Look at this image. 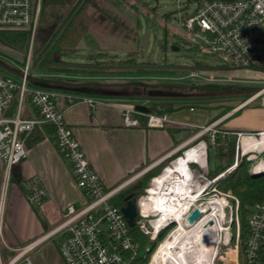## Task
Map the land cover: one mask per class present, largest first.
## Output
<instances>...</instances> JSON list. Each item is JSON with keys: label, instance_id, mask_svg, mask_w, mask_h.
Here are the masks:
<instances>
[{"label": "built area", "instance_id": "built-area-1", "mask_svg": "<svg viewBox=\"0 0 264 264\" xmlns=\"http://www.w3.org/2000/svg\"><path fill=\"white\" fill-rule=\"evenodd\" d=\"M187 7L188 14L181 15L179 24L185 37H178L172 44L193 46V40L203 42L209 50L226 57L236 68L264 72V0H175ZM42 0H0V30H17L28 37V53L19 79L0 72V182L5 190L14 165L27 157L26 138L40 126H50L53 130L55 147L61 158L70 166L76 185L85 192L86 199L79 207L65 206L59 222L46 234L16 247L13 254L3 261L0 248V264H34L32 253L46 239L60 236L58 252L65 264H128L138 253L139 242L131 233L121 205L114 203V197L133 181L132 176L115 187H106L100 180L73 135L71 127L64 119V109L58 106V93L38 88H29L31 51L41 13ZM191 6V8H190ZM203 65V64H202ZM202 74V72H200ZM264 91L261 86L253 93L256 96ZM251 96V97H252ZM37 110V116L24 118L22 107L26 99ZM72 102L73 99L68 96ZM89 104L91 98H81ZM193 110V107L189 108ZM122 122L126 126H137L138 120L131 113L143 114L148 127H164L170 122L166 114L140 112L133 108H122ZM218 136L234 139V162L238 156L247 154L257 158L249 170L264 171V146H256V141L264 138V131L228 132L219 129L216 121L197 125V131L186 143L170 156L162 166L161 175L179 157L196 148L197 157L189 160L186 173L178 172L179 184L188 179V193L175 196L178 212L174 217L163 220V213L144 210L141 199L149 195L151 177L143 193H135L137 214L134 225L148 240L154 241L166 231L169 233L180 220L185 225L186 216L197 207L202 216L212 221L216 231V247L211 263L220 245L233 242L236 264H264V197L250 208L247 214L246 235L242 237L238 212V200L218 190L215 181L223 175L209 176L208 144H215ZM233 167L232 165L227 168ZM248 170V171H249ZM175 179V180H176ZM25 201L30 206H39L47 197L48 191L38 175L23 181ZM229 196L235 199L232 203ZM0 198V219H1ZM150 208V207H149ZM162 219V223H158ZM197 221V222H198ZM205 221L204 223H206ZM174 222V223H172ZM196 222V223H197ZM203 223V224H204ZM0 226V232H1ZM1 242V237H0ZM4 242V241H3ZM1 244V243H0ZM155 252V251H154ZM153 253L150 256L149 262ZM145 256V254H143Z\"/></svg>", "mask_w": 264, "mask_h": 264}, {"label": "crops", "instance_id": "crops-1", "mask_svg": "<svg viewBox=\"0 0 264 264\" xmlns=\"http://www.w3.org/2000/svg\"><path fill=\"white\" fill-rule=\"evenodd\" d=\"M105 13L107 14H100L94 20L77 44L76 47L83 50L82 54L77 56L79 59L69 61L64 56V60L74 63H90L93 62H89L88 57L90 56L99 59L97 54L107 53V55L110 54L111 57L115 58L118 53L122 54V50H126L125 58L120 60L125 61L126 58H129L128 55L137 49L138 44L142 41L139 28L127 23L117 15H111L107 11ZM107 15L118 19L123 26L115 25ZM28 41L27 37L26 55L28 53ZM7 43L13 44L11 42ZM19 44V42H16L13 45ZM25 61H27L26 56L23 64L19 67V72L16 71L18 76H20L19 73ZM30 65H32L30 66L31 76L27 83L29 88H34L33 84L29 85V83H33L32 81L36 79L34 75L37 70L58 77L60 75L75 77L76 80L70 81V85L74 87V90L58 94L57 103L59 107L64 109L66 123L71 127L74 137L106 187H115L132 176L135 177L128 187L135 184L146 172L155 169L160 162L182 147L186 140H189L197 131V125L216 121V126L219 129H225L228 132L264 131V101H257L259 96L264 94V91L252 96L258 89L241 101L232 105L227 104L223 110L211 115L205 111L196 112L192 105L184 107V104H176L173 101L160 100L152 96L144 99L143 92L139 95H124L120 94L121 91L116 94L108 91L104 93V88H101V86L117 85L121 87V85L132 83L130 81L118 83L113 82L112 79H107V76L114 75V72L58 74L36 65L33 66L32 59ZM6 68L12 72L15 71L11 66ZM105 69L109 70L107 67ZM132 73L127 75H132ZM135 75L138 79L140 76L147 77L150 74L139 75L135 73ZM55 83H58V81L52 82V84ZM89 84L99 85L102 92L88 91ZM139 87L141 88V84H139ZM43 90L55 92L52 88ZM68 96L73 99L72 102L67 99ZM81 98H91L95 103L89 104L81 101ZM24 102H26V107L23 106L25 111L22 116L24 118L37 116V110L27 97ZM156 103H166L173 108L171 112L163 113L171 120L164 127H148L145 125V116L134 112L130 115L138 120V125L126 126L123 124L122 108L152 112L151 107ZM190 107H193V110H190ZM226 108L228 109L224 111ZM52 132L49 126L36 127L25 141L27 157L11 169L12 181L7 184L5 190L2 189L0 184L3 226H5L6 215L9 212L13 213V210L15 213L23 210V215L28 217L35 215L39 221L37 230L29 234L30 236L21 238L24 244L50 231L59 222L60 213L65 206L71 204L74 207H79L86 199L85 192L75 183L70 166L64 162L57 152ZM33 175L39 176L48 191L47 197L38 206L42 214L35 210L34 212L33 207L28 205L23 196L24 191L17 182L18 179L24 181ZM52 215H55L57 220L53 226L51 224L55 221L51 222L50 217ZM3 231L2 229L3 239L5 240ZM31 236L32 238H29ZM48 240L46 239L36 247V251L32 255L36 264H42L38 254L40 250H43V245L49 246L46 243Z\"/></svg>", "mask_w": 264, "mask_h": 264}, {"label": "rangeland", "instance_id": "rangeland-1", "mask_svg": "<svg viewBox=\"0 0 264 264\" xmlns=\"http://www.w3.org/2000/svg\"><path fill=\"white\" fill-rule=\"evenodd\" d=\"M86 9L89 14H92L90 25L100 14L106 15L107 13L105 12L107 11L111 15H117L127 23L138 27L142 41L145 35L148 36L147 45H143L141 41L137 49L132 53V56H128L129 58L132 57L133 63H119L120 60L125 58V53L127 52L126 50H122V54L118 53V56L115 58L111 57L110 54L107 55L108 57L99 58V60L94 57L93 63L96 66H105L108 69L118 67L124 70L128 68L133 69L137 66L139 68L170 69L172 71L171 73L150 74L147 77L140 76L138 79L134 72L132 75H127L128 73L122 71L107 76V79H112L113 82L135 81L141 84L143 95H145L143 96L144 99L152 96L160 100L165 99L173 101L176 104H184V107L192 105L196 112L205 111L207 114L212 115L223 110L225 105L235 104L250 96L256 89L264 86V72L236 68L226 57L212 52L200 40L192 39L193 46L190 48L184 44H180L179 46L174 44L178 46V50H172L170 45L178 37H185V33L179 24L180 16L189 13L187 7L180 6L175 0H101L97 4L98 10H94L91 6H86ZM107 16L115 25L123 26L118 19L110 17L109 15ZM157 39L166 41V46L164 47L162 45V47H159L156 42ZM159 51L162 53L160 58ZM26 52V42L23 44L20 43L19 45L8 44L0 36V71L12 78L19 79L16 71L17 73L19 72V67L23 64ZM82 52L83 50L80 47H74V49L66 53L65 59L69 61L78 60L79 57L77 56H80ZM88 58L90 59V57ZM10 66L15 71L12 72L6 68ZM34 76L36 79L32 81L33 83H29V85L33 84L32 86L34 88H42V90L52 88L58 94L74 90V87L70 85V81L76 79L72 75H60L58 77L37 70ZM54 81H58V83L52 84ZM205 84L217 85L219 88L206 91L200 88V86ZM101 88H104V93L108 91L109 93L116 94L119 91H123L117 85L101 86ZM257 101H264V94L260 95ZM23 106L26 107V102L23 103ZM24 107H22V114L25 111ZM234 156L233 151L230 150L225 152L223 157L218 153L216 155L215 150H210L208 162L210 174L213 175L219 171L218 173L223 172L222 174L225 175L240 167L242 164H244V167L240 169H246L248 171L258 158L244 154L238 156L237 161L234 162ZM228 164H230L228 167L233 166L230 170H227L228 167L225 168ZM259 169L257 168L255 170L257 177L264 175V171H260ZM11 181L12 176L10 175L8 184ZM223 193L234 196L238 200L235 195L229 192ZM231 196H229V200L234 203L235 199ZM32 210L42 214L38 206H33ZM22 212L23 210H20L19 213H15L14 210L13 213L9 212L4 221L5 226H3V215H1L0 226L4 230L3 232L7 242L3 239L1 229L0 248L3 261L7 260L13 254V250L6 248L4 244H7L12 249H16V247L24 244L21 238L30 236L29 234H32L39 227V221L35 215L28 217L27 215H23ZM50 220H52L51 222L55 221L51 226L57 222L55 215H52ZM167 235L169 234L165 233L162 238L157 236L153 242L145 239L146 243L143 246L144 249L141 251V254H145L144 257L150 259L151 254L154 253L158 245H160V242ZM32 236L29 238H32ZM60 241V236H53L46 242L49 246L46 247L43 245V250H40L38 254V258L42 260V264H65L58 252ZM233 244L232 242L228 245L218 246L213 264H231L235 253L233 251ZM35 251L36 249L32 255ZM148 259L145 264L150 263ZM31 260L36 264L34 256L31 257Z\"/></svg>", "mask_w": 264, "mask_h": 264}, {"label": "trees", "instance_id": "trees-1", "mask_svg": "<svg viewBox=\"0 0 264 264\" xmlns=\"http://www.w3.org/2000/svg\"><path fill=\"white\" fill-rule=\"evenodd\" d=\"M99 1L101 0H42L38 27L31 51L33 66L36 65L37 67L44 68L49 72L58 74H77L86 72L93 74L107 71L119 73L123 71L128 74L135 72L139 75H155L172 72L170 69L139 67H135L133 69L128 68L126 70L116 67L115 69L107 70L102 66H96L93 62L74 63L64 60L66 53L77 46L89 28L92 14L87 12L86 6H91L94 10H98L97 4ZM0 36L7 42H11L13 44L16 42L23 44L27 40V35L24 32L17 30H0ZM163 46H166V41L163 42ZM128 56H132V53ZM97 57H107V53H99L97 54ZM93 59L94 56H90V59L88 58L89 61H93ZM126 62L133 63L134 61L132 57H130L129 59L120 61L119 63ZM88 87V91L98 93L102 92L99 88L100 86L97 84H89ZM200 88L209 91L211 89L214 90L215 88H219V86L206 84L200 86ZM120 90H123L120 94L124 95H139L143 92L139 87V84L135 81L129 84L121 85ZM151 108V111L156 114L171 112L173 109L166 103H156L153 104ZM234 145L233 137H229V139L226 140L221 136H218L215 144H208L207 161L209 162L210 150H215L216 155L218 153L223 157L225 152L228 150L233 151L234 153ZM169 160L170 157L163 160L155 169L146 172L142 177H140L135 184H132L130 187H127L119 192L113 199L114 203L122 205L124 196L129 192L133 191L136 194L143 193V189L147 187L149 179L160 173L159 171L162 166ZM230 164L226 165L225 168H227ZM243 167L244 164L240 165V167H237L232 172L221 176L215 181V186L218 190L229 192L235 195L238 199V212L242 237L246 235L245 228L247 225V214L249 213L250 208L256 202L260 201L262 197H264V175L254 177L246 169H240ZM218 172L211 175L209 171V176L213 177L218 174ZM17 182L21 189L24 190L23 180L18 179ZM130 231L133 233L135 240L139 242V249L137 255L130 260L128 264H145L148 258H145L143 254H141V251L144 249L143 246L146 243L145 239H147V237L143 236L142 233L138 231L137 225L131 227ZM166 232L167 230L162 231L158 236L162 238ZM240 264L243 263L240 261Z\"/></svg>", "mask_w": 264, "mask_h": 264}, {"label": "bare ground", "instance_id": "bare-ground-1", "mask_svg": "<svg viewBox=\"0 0 264 264\" xmlns=\"http://www.w3.org/2000/svg\"><path fill=\"white\" fill-rule=\"evenodd\" d=\"M255 143L257 147L264 146V138ZM196 155V148L189 150L185 156L177 158L170 168L152 179L149 195L140 200L144 210L163 213V220L177 214L180 207L175 201L177 193L193 196L188 193V179L179 184L176 175L179 177L178 172L189 174L185 167L189 160L195 159L201 163V157L198 158ZM207 219L209 218L205 216L192 226L178 220L169 235L158 245L149 264H210L216 240L204 227L207 225L204 223ZM163 220L158 219V223H162ZM211 227L216 230L214 225ZM231 264H236L234 255Z\"/></svg>", "mask_w": 264, "mask_h": 264}, {"label": "water", "instance_id": "water-1", "mask_svg": "<svg viewBox=\"0 0 264 264\" xmlns=\"http://www.w3.org/2000/svg\"><path fill=\"white\" fill-rule=\"evenodd\" d=\"M147 41H148V36L145 35L143 38V41H142L143 45H147ZM156 42H157V45L159 47H162L164 41L157 39ZM170 48L172 50H178V46H176L174 44H171ZM161 54H162L161 51H159V58H160ZM153 67H156V66H153ZM248 172L252 176L257 177V173L254 170H249ZM135 203H136L135 202V192L132 191V192H129L128 194H126L124 196L123 203L121 205V211L124 214V216L126 217V220L128 222L129 227H133L134 223H135V217L137 214ZM201 216H202V212L197 207H194L190 211V213L186 216L187 225L188 226L194 225ZM172 223H174V222H172ZM205 224H207L204 227L207 228L208 233L213 234V239L216 240V231L211 227L212 221L208 220L207 223H205Z\"/></svg>", "mask_w": 264, "mask_h": 264}]
</instances>
